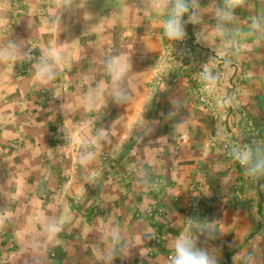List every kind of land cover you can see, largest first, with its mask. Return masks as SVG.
<instances>
[{
    "label": "crops",
    "instance_id": "0c3cea01",
    "mask_svg": "<svg viewBox=\"0 0 264 264\" xmlns=\"http://www.w3.org/2000/svg\"><path fill=\"white\" fill-rule=\"evenodd\" d=\"M11 1L0 0V44L40 40L42 48H58L66 63L55 80L41 83L17 77L23 63L0 62V264H170L176 237L204 221H216L209 246L218 264H264V179L251 181L226 157L237 144H264V36L249 27L264 16V0H241L240 35L230 44L209 26L213 0H195L204 10L207 46L194 43L192 25L182 43L163 35L168 0H145L144 12L141 0H93L102 6L93 7L95 16L78 22L65 13L55 31L51 19L61 9H40L44 0L30 2L33 10L4 30ZM114 53L130 62L133 99L126 105L108 96L102 59ZM210 57L223 77L203 91L201 65ZM101 80L103 94L91 107L85 97ZM198 91L216 117L196 101ZM224 98L226 106L218 103ZM160 180L166 191L155 186ZM236 191L242 200L235 206ZM159 201L166 212L154 222L145 215ZM191 201L194 223L187 221ZM121 245H127L122 256L106 261Z\"/></svg>",
    "mask_w": 264,
    "mask_h": 264
},
{
    "label": "clouds",
    "instance_id": "9594fccd",
    "mask_svg": "<svg viewBox=\"0 0 264 264\" xmlns=\"http://www.w3.org/2000/svg\"><path fill=\"white\" fill-rule=\"evenodd\" d=\"M215 10L211 16L214 21L209 25L212 31L229 44L233 43L240 35L236 28V9L239 7L241 0H213ZM61 11L51 19L50 28L55 31L58 26L63 24L65 13L75 14L77 8L72 6L70 0H64L60 5ZM156 11L161 10L159 4L153 5ZM165 19L162 24L163 35L169 41H175L176 44L186 41L188 38L187 26H193L194 43L206 45L202 39L203 23L205 22L203 7H197L195 0H168L167 5L162 9ZM197 26L200 30L197 31ZM250 29L258 36H264V16L257 15L253 17ZM207 46V45H206ZM59 47V46H58ZM215 51V49H213ZM0 62L4 64L28 63L31 66L33 78L41 83H47L56 79L62 71L66 59L57 49L51 47L41 48L39 56L33 55V49L25 44V40L15 37L6 40L0 44ZM212 57L206 63L201 65L202 80L204 82L203 91L215 89L222 73L213 71L210 67ZM230 61L225 62L227 67ZM104 74L110 81L108 96L116 105H126L133 99L130 86L127 83L130 62L123 53H114L106 55L102 59ZM103 80L98 81L94 88L89 90L85 100L89 106H94L95 102L103 94ZM230 98H224L219 101L222 106L229 103ZM60 113L67 121L70 113L64 104L60 105ZM99 139L104 137V129H100ZM217 135H224L223 130L218 127ZM232 157L243 169L245 175L251 181L264 179V144L253 142V146L243 145L232 149ZM216 221H204L199 227L189 226L185 232L176 237L172 244L173 253L170 256V264H218L219 257L216 256V248L210 247L209 242L216 239L217 232L212 225ZM50 233L58 232V225L53 222L49 225ZM199 234V236L197 235ZM114 239H122L118 232H113ZM203 236L204 241L199 242V237ZM150 238V237H149ZM127 245H121L109 251L105 257L110 262L117 256H122L126 251Z\"/></svg>",
    "mask_w": 264,
    "mask_h": 264
},
{
    "label": "rangeland",
    "instance_id": "374dc122",
    "mask_svg": "<svg viewBox=\"0 0 264 264\" xmlns=\"http://www.w3.org/2000/svg\"><path fill=\"white\" fill-rule=\"evenodd\" d=\"M35 1L37 2V0H12L11 1V17H10L11 19L8 22V24L6 26H3L2 28L4 30L12 29L13 26L16 23H18V21H17L18 18L26 16L28 13H30L31 10H33V7L31 6L30 2L34 3ZM94 1H96V0H94ZM94 1L93 0H70L71 5L77 8V11L75 14L71 13V17L72 18L76 17L78 22H79L82 20L84 21L87 14L95 16L96 11L93 10V7H97V5H96V2H94ZM123 1H124V3H133L134 0H123ZM141 1H142L141 2L142 3V6H141L142 11L144 12V10L149 9V7L146 4H144V3H146L145 0H141ZM63 2H64V0H44V2L40 1L39 5L42 7H39V8L43 9L44 7L46 8L48 6L52 10L60 9V7H58V5L62 4ZM144 5H146L147 7ZM97 8H102V6H98ZM66 15L70 17L69 13H67ZM190 29H191V27L188 25L187 30H190ZM28 46L33 49V55L34 56H39L40 49L42 48L43 45L41 44L40 40H33L28 44ZM25 69L31 70L30 64L23 63V67L21 69L20 68L17 69V77L18 78L32 76V73L29 75H26L24 72ZM60 88H62V87L60 86ZM63 89H66V88H63ZM197 94H198L197 98H195L196 101L198 103H203L199 100L200 96H203V95L199 91L197 92Z\"/></svg>",
    "mask_w": 264,
    "mask_h": 264
},
{
    "label": "built area",
    "instance_id": "2783aa9c",
    "mask_svg": "<svg viewBox=\"0 0 264 264\" xmlns=\"http://www.w3.org/2000/svg\"><path fill=\"white\" fill-rule=\"evenodd\" d=\"M24 72H25L26 75L31 74V70H30V69H27V70L25 69ZM222 77H223V75H222ZM43 95H44V96H47L48 94L45 93V92H43ZM199 100H200L201 102L206 103L207 105H209V107H210L211 110H212L213 115L216 117V110H215L214 105H212V104H211L208 100H206L205 97H203V96H200ZM242 116H243L246 120H248V119H247V114H246L245 111H242ZM247 123H248V126H250L251 122H250L249 120L247 121ZM182 139H186V136H183ZM244 145H246V144H244ZM237 146H243V145H238V144H237L235 147H237ZM231 153H232V150L228 151L226 157H227V158L232 157V154H231ZM256 182H257V181H256ZM154 184H155V186H157V187H162V189H164V191H166V190L168 189V186H167L166 182L163 181V180L155 181ZM241 200H242V194H240V192L236 191V193H235V197H234V199H233V203H232V205H235V206L238 205V204L241 202ZM80 201H81V198H80V197H77L76 199H74V202L71 203V206L74 207V206H75L76 204H78ZM194 211H195V205H194V202L191 201V202L188 203V209H187V221L190 222V223H194V221H195ZM165 212H166L165 207L162 205V202L159 201V202H157V203L151 205V206L148 208V210H147V214H146L145 216H146L148 219H151V220H153V221L155 222V220L161 218V217L165 214ZM137 215L140 216V213L137 212ZM154 238H155V245L157 246V244L160 242V237H159L158 235H156ZM51 257H55V254H51ZM169 258H170V256H169Z\"/></svg>",
    "mask_w": 264,
    "mask_h": 264
}]
</instances>
